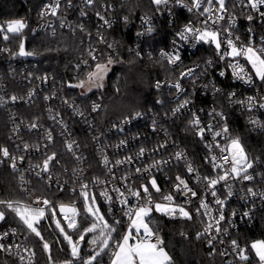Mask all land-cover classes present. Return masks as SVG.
Returning a JSON list of instances; mask_svg holds the SVG:
<instances>
[{"label": "built area", "instance_id": "obj_1", "mask_svg": "<svg viewBox=\"0 0 264 264\" xmlns=\"http://www.w3.org/2000/svg\"><path fill=\"white\" fill-rule=\"evenodd\" d=\"M97 1L95 0L92 6L84 8L83 0H72L71 6H68V0H60V8L55 16L49 12L42 17L40 15L41 12L47 11L45 6L55 3V0H45L39 12V20L33 28L34 33H51L55 35L58 30L62 29L73 33H81L87 38L95 39L98 45L92 46L91 50H96L93 54L97 56V60L94 61L89 55L87 59L83 60L87 61V64L81 62L77 64L79 67L75 65L77 70H87L100 61L104 52L112 56L117 51L115 42L107 40L101 33L116 26L118 22L116 6L111 4L110 6L101 5L97 7ZM192 3L193 0H183V4H187L189 7L192 6ZM207 6L204 3L199 10L193 8L189 12L187 7L178 5L176 0H169L167 7L162 5L155 13L146 14L139 18L136 42L130 50L136 55L139 53V57L147 55L150 59L159 58L167 62L171 68L178 69L184 64L186 66L179 71L175 78H163L155 81V89L165 92L167 95L168 105H164L161 102L159 110L140 111L141 115L139 117H135V114H133L127 123H125V120L130 117L104 128H101L97 122L98 113L102 109L101 101L90 103L88 110H86L84 105L78 100H69L66 97L65 87L61 80L48 75L36 78L28 65L29 61L22 59L19 55H12V53H18L10 45L12 38L17 35L9 34L10 38L4 40L3 35L0 34V49L9 50L0 51V112L4 111L3 113L7 115L10 141L13 146V148H7L10 154L9 157H4L2 151H0V166L8 165L18 174V182L27 197L34 191L33 182L35 180L42 181L49 188L57 189L61 192H69L74 196L75 200L58 202L56 205L58 215L67 230L74 232V230L67 228V220L64 219L65 214H61L59 206L61 204L75 206L80 213L75 217L78 226H80V218L86 217V212L83 210L85 200L81 195L82 185L88 186L85 190L89 193V196L97 198L96 201L104 206L105 212L111 220H122L121 224L127 226L126 218L123 217L122 212L124 206L116 200L118 193L113 189L120 188L128 196L127 188L138 189L141 184H149V181L155 178L161 192L155 193V190L150 188L153 191L154 199L160 200L161 195L171 194L174 198V204L184 206L191 213L192 219L200 222L199 232L203 231L205 224L208 222V217L203 215V209H201V215L198 216L196 214V208L199 206L201 199L212 208L213 216H218L217 209L220 208L215 203V199H225L223 212L226 219L220 223L222 231L217 234L215 227L211 230V235L216 237L212 245L207 243L211 236L205 234L201 238L206 243L210 254L214 256L217 252L223 253L222 255L227 258V264H258V262H250V254L248 252L246 254L249 259L241 260L238 249L233 248L231 241L236 239L240 248H246L241 243L239 232L256 227L260 221V216L264 214V200H261L259 195L252 197L247 194V188L249 187L253 188L258 194L264 192V177L260 174L264 165L260 168L258 164H260L261 160L259 158L252 159L241 137L233 135L229 123V115L225 107L228 106L244 116L246 125L251 132H264V127L250 123L251 120L255 119L264 124V108L259 107L260 103H264V99H261L264 97V83L257 80L255 84L250 85L234 78L232 68L228 67V64L234 61L231 58L221 60L214 44L196 43L192 39L191 34H189L190 38L187 42L181 41L176 35L167 48H161L160 50H153L146 44V41L156 34L157 20L168 18L170 24H172L176 11H184L191 18L190 21L180 28L179 32L189 22H191L192 26L203 30L201 22L207 18L208 14L201 16L199 12H202L203 7ZM226 7L229 11L224 14L225 19L215 25L209 21V26L211 28H219L221 38H223L226 35L223 30L229 28L232 23L230 17H234L235 26L231 29L233 38L238 36L240 42L244 44H247L251 39L256 46H260L261 40L264 38V19L250 8L240 5L238 0H226ZM81 8H84L86 15H80ZM261 11H264V8H261ZM97 12L108 20L110 24H105L104 20H101L97 15ZM249 14L254 17L252 21L246 19ZM17 19L23 20L26 24L23 34L28 27V20L24 17L0 18V25ZM90 19H93L96 28L99 30L95 34L87 31L84 23V21H89ZM213 19H215V14ZM62 22L63 27L61 26ZM79 25H83V31L78 27ZM148 27H152L153 31L151 33L147 32ZM249 29H251V32H249ZM98 33L103 36L104 43L99 42ZM109 44L112 45L111 48L108 47ZM200 48H204L206 52L200 55L196 62H192ZM162 52L169 54L178 52L180 60L175 64H170L167 58H162ZM187 58L191 59L188 60ZM209 61H211L210 64L208 63ZM240 62L242 64L245 63L243 59ZM246 67L250 68V65H246ZM189 69H192L191 75H181L182 73H188ZM221 72H224L223 76L220 75ZM76 77L77 75H75ZM12 82L17 85L27 86L28 91L26 93L14 92L9 84ZM157 83H159V87H157ZM177 83L180 85V90L174 86ZM217 89L220 91H217ZM232 93H235V95H230ZM13 96L17 97L14 101L11 99ZM247 97L256 99V103L251 105V110H249L250 106L247 102ZM40 99L45 102L42 120L27 121L20 118L17 113L19 107L23 105L30 106ZM186 99L190 103L174 114L173 110L177 109ZM239 101H244V103L241 104ZM94 104L98 105L96 111H93ZM216 113H223V119ZM194 114L201 122L198 127L207 129L211 124L214 131H221L223 126L226 125L228 132H221L220 136L213 139L212 132L205 131L202 138L198 135V127L190 123ZM183 119L187 120L185 131L191 130L201 143L203 151L199 157V163L196 162L191 152L184 147L174 135V130H172L175 124ZM73 120L85 127L89 133L99 170L92 166L90 154L78 137L75 129L76 124L73 123ZM25 134H28L29 141ZM49 134L51 139H49ZM231 138H239L243 145L248 162L252 164V167L248 169V173L254 179L243 181L238 178L234 179L232 175H229L227 184L224 181H220L214 189L209 188L207 187V181L203 177L218 178L219 175L223 174L225 168L230 167L224 164L222 159V156L228 155V153H221L217 144L226 146L230 143ZM122 140L126 141L123 145L120 144ZM68 144L72 145L71 150L67 147ZM26 145L27 147H25ZM161 145H164V147H160ZM2 148L6 147L0 146V149ZM141 148L145 151L142 155H138ZM58 149L66 153L69 160L59 156ZM178 152L182 153L179 158L176 157ZM53 154H55V158L49 162L48 170L44 171V161ZM212 156L217 157L215 162L211 160ZM128 157L132 158L130 162L126 160ZM13 158H15L14 161ZM105 159H107V163H105ZM117 160L122 161V163L116 164ZM60 161L63 162L61 163ZM162 161L167 163H159L156 167L152 166L156 162ZM13 162L16 165L15 169L12 167ZM56 162L59 165V169ZM213 163L224 165V168H214ZM189 165L194 169L191 173L188 171ZM137 168L141 169L140 173L136 172ZM177 176L185 180L189 188L197 193L196 197H192L191 193L184 194L182 191L177 192L175 190L174 185L178 183ZM228 185H231V191L233 192L231 197H227ZM103 191H107L108 195L113 199L111 201L105 200L100 195ZM212 191H216V197L212 196ZM38 198L41 201L40 203H36ZM43 199L47 198L42 195L36 196L32 198L31 202L26 204L32 207H45V218L41 219L38 224L48 221L52 207V202L51 205L45 206L42 203ZM128 199L129 204L137 203L134 197L128 196ZM233 211L237 213L236 216L231 215ZM244 212H249V217H244ZM67 215L71 216V214ZM165 217L172 221L189 220L180 218L179 215L175 218ZM229 220H231V224ZM13 229L16 230L15 233L12 232ZM223 229H227V232H224ZM5 232L8 235L0 239V243L5 246L11 245L12 247L10 251L0 250L2 253L14 258L17 264H38L35 250L22 232L17 228L8 227L1 230L0 235ZM84 247L81 257L83 256ZM94 248L98 249L96 245H87L89 253H92ZM25 249L28 251H25ZM31 253H35V255L29 259ZM21 255L25 257L23 261L19 258ZM107 260H110L108 254Z\"/></svg>", "mask_w": 264, "mask_h": 264}, {"label": "trees", "instance_id": "obj_2", "mask_svg": "<svg viewBox=\"0 0 264 264\" xmlns=\"http://www.w3.org/2000/svg\"><path fill=\"white\" fill-rule=\"evenodd\" d=\"M44 2L45 0H0V18L24 17L28 20L27 30L21 36L13 37L10 45L15 52H18L21 39H25L26 50L37 53L32 55L34 60L28 62L31 72L36 78L48 75L61 80L65 87L66 97L69 100H78L84 105L86 110H88L90 103L101 101L102 109L98 113L97 120L101 128L122 121L140 111L159 110L161 102L164 105H168L167 95L165 92L155 89V81L163 78H175L186 65L184 64L178 69L171 68L167 62L159 58L150 59L147 55L139 57L130 50L136 42L139 18L146 14H153L158 10V6L152 0L97 1V7L101 5L110 6L111 4L116 6V15L118 16L116 26L101 33L107 40L115 42L117 51L115 55H112L113 63L110 64L111 70L105 85L88 95H82L78 87L72 85H77L81 81L86 82L88 74L95 71L96 64H93L87 70H77L75 65L87 59L92 46H97L98 43L95 39L87 38L81 33H73L62 29L58 30L55 35L51 33H34L33 28L39 20V12ZM161 7L162 5L159 6V8ZM125 17H127V21H125ZM173 20V23L170 24L168 18L158 19L156 34L149 38L146 44L153 50L167 48L170 41L176 37L180 28L190 21L191 18L184 11H176ZM84 23L87 31L94 34L99 31L93 19L84 21ZM205 52L204 48H200L192 62H196L200 55ZM107 59L108 54L104 52L99 63L107 64ZM187 59L190 60L191 58ZM75 75H77L76 78ZM9 84L14 92L26 93L28 91L27 86L17 85L13 82ZM44 104L43 99H40L30 106L23 105L19 107L17 113L20 118L27 121L42 120L44 117ZM225 109L229 115V123L233 135L241 137L252 159L259 158L261 160L260 164H258L261 168L264 165V132H251L246 125L244 116L228 106ZM3 112H0V146L10 149L13 146L10 141L9 121L7 115ZM186 122V119L177 122L172 130H174V135L184 147L191 152L196 162L199 163V157L203 151L201 143L191 130L185 131ZM73 123L76 124V133L82 140L84 148L90 154L92 166L99 170L89 133L78 122L73 120ZM25 137L28 141L30 140L28 134H25ZM58 155L69 160L67 154L61 152L60 149H58ZM60 162L62 163L63 161ZM56 165L59 169L57 162ZM260 174L264 177V168L261 169ZM18 178V174L10 166H0V200L20 201L22 204H27L31 202L33 197L45 196L52 202L51 209L54 207L55 219L60 220L64 227L56 205L58 202H71L75 200V197L69 192H61L57 189L49 188L42 181L37 180L33 182V193L27 197L18 182ZM98 204L109 223L114 222L106 214L104 206L100 202ZM0 210L5 212V220L0 223V231L8 227H14L22 232L35 250L38 264H48L49 255L58 264L69 259V246L66 244L60 230L56 228L52 210L49 212L48 221H43L36 225L44 238L43 241L27 229L10 209L0 205ZM152 218L155 221L153 227L159 229V234L164 239V245L173 259V264H227V258L222 253L217 252L214 256L211 255L204 240L201 237L197 238L201 225L198 220L172 221L165 216L157 214L152 215ZM92 222L93 220L87 216L80 218L79 229L82 231L83 228L89 227ZM125 227L124 224L118 225L117 232L112 234L113 237L119 239ZM65 230L73 235L76 240L79 238L78 231L71 232L66 228ZM97 234L98 232L85 234L83 258H87L91 254L86 246ZM239 236L241 243L245 247L252 241L264 239V214L260 216V221L256 227L239 232ZM44 241L50 243V253L43 249L42 244ZM113 243L114 241H111L110 245ZM248 253L250 254L251 263L258 262L254 252L249 249ZM102 262L103 264H111L110 260H107V252L98 257V264H102ZM0 264L17 263L14 258L0 251ZM75 264H82V261H75ZM94 264H97V262H94Z\"/></svg>", "mask_w": 264, "mask_h": 264}, {"label": "snow or ice", "instance_id": "obj_3", "mask_svg": "<svg viewBox=\"0 0 264 264\" xmlns=\"http://www.w3.org/2000/svg\"><path fill=\"white\" fill-rule=\"evenodd\" d=\"M152 2L158 6V10L160 5H165L167 7L169 4V0H152ZM238 2L243 7L250 8L253 12L258 13V15L264 19V11H261V8H264V0H246V2L245 0H238ZM94 3L95 0H83L84 8L92 6ZM176 3L178 5H182L183 7H187L189 12H191L193 8L199 10L204 3L208 5L207 7H203L202 12H199V15L201 16L208 14L207 18L201 22L203 25V30H201V28L192 26L191 22H189L188 25H185V27L179 33H177L181 41L187 42L190 38L189 34H191L192 39L196 43L203 42L214 44L217 54L221 60L231 58L234 61L228 64V67L232 68L233 70L234 78L242 80L244 83L250 85L255 84L257 80L261 83H264V38H262L260 46H256L251 39L247 44H244L243 42H240V38L238 36L233 38L231 29L235 26L234 17H230L232 23L230 24L229 28L223 30L224 33H226L223 38H221V32L219 28H211L209 26V21L215 25L218 24L219 21L225 19L224 14L229 11L226 7V0H193L191 7H189L187 4H183V0H176ZM71 4L72 0H68V6H71ZM45 8L47 11L41 12L40 15L42 17L47 15L49 12L51 15L55 16L58 9L60 8V0H55L54 4L46 5ZM84 8H81V16L86 15ZM169 11L171 10L169 9ZM214 14L215 19H213ZM97 15L101 20H104L105 24H110V22L101 16L99 12H97ZM124 19L127 21V17ZM246 19L248 21H252L254 17L249 14L246 16ZM61 26L63 27V22L61 23ZM25 27L26 24L23 20H13L7 22L6 24L0 25V34L3 35L4 40H8L10 38L9 34L21 36ZM78 27H80L81 31L84 30L83 25H79ZM152 31V27H148L147 32L151 33ZM249 32H251V29H249ZM98 36L99 42L104 43L105 41L103 36L99 33ZM193 46H195V44H193ZM108 47L111 48L112 45L109 44ZM0 51L9 50L0 49ZM95 51V49L89 51V55L94 61L97 60V56L93 54ZM36 54L37 53L35 52H29L25 50L23 39H21L18 53H12V55L19 56H32ZM137 55H139V53H137ZM161 56L162 58H167L170 64H175L180 60V55L178 52H175V54L162 52ZM241 59L245 61L244 64L240 62ZM82 63L87 64V61H82ZM112 63L113 59L110 54L108 55L107 64L97 62L95 65V71L88 74L89 82L94 84L95 87H103L102 84H96L95 81L103 80L104 75L108 71V65ZM208 63L210 64L211 61ZM246 65H250V68L246 67ZM77 67H79V65H77ZM191 73L192 69H189L188 73H182L181 75H191ZM220 75L223 76L224 72H221ZM72 86L83 87L84 82L81 81L79 84ZM174 86L180 90V85L178 83ZM157 87H159V83H157ZM89 91H91V87L89 88ZM217 91L220 90L217 89ZM230 95L234 96L235 93ZM11 99L14 101L17 99V97L13 96ZM261 99H264V97ZM247 102L250 106L249 110H251V105L256 103V99L254 97H247ZM188 103H190L188 99L184 100V102L177 109L173 110V113L175 114V112L179 111L180 108H183ZM239 103L243 104L244 101H239ZM97 107L98 105L94 104L93 111H96ZM259 107L264 108V103H260ZM140 115L141 113L139 112L135 113V117H139ZM216 115H219L223 119V113H216ZM131 118L132 117L127 118L125 123H127L128 119ZM190 123L198 127L201 122L194 114L193 120L190 121ZM250 123L264 127V124H261L260 121L255 119L251 120ZM33 127H35V125H33ZM205 131L212 132L213 139H215V137L221 135V132L227 133L228 128L226 125H224L221 131H214L213 125L211 124L207 127V129L198 127V135H200L202 138ZM49 139H51L50 134ZM125 143L126 141L123 140L120 142L121 145ZM25 147H27V145ZM67 147L69 150H71L72 145L68 144ZM160 147H164V145H161ZM217 147L220 148L221 153H228V155L222 156V159L224 160V164L229 165L230 167L225 168L223 174L219 175L218 178L203 177V179L207 181V187L214 189L220 181H224L225 184H227L229 175H232L234 179L238 178L243 181H251L254 179V177L248 173V169L252 167V164L248 162L247 155L239 138H231L230 143H228L226 146H220L217 144ZM0 151H2L4 157L10 156L7 148H2ZM144 151L145 150L141 148L138 155H142ZM181 155L182 153H176L177 158L181 157ZM54 158L55 154L49 156L44 161V171L48 170L49 162ZM131 159V157L126 158L128 162H130ZM14 160L15 158H13V161ZM211 160L215 162L217 157L212 156ZM105 163H107V159H105ZM121 163L122 161L120 160L116 161V164L118 165ZM159 163L167 162H156L152 166L156 167ZM12 167L15 169V162H13ZM213 167L224 168V165L213 163ZM145 171H147V169H145ZM188 171L191 173L194 171V169L189 165ZM136 172L140 173L141 169L137 168ZM176 179L178 183L174 185V187L177 192L182 191L184 194L191 193L192 197L197 196V193L189 188L185 180L179 176H177ZM81 187V195L85 200L84 211L94 218L89 227L83 228L82 231L79 229L75 217L80 213L75 206H66L63 204L59 206L61 213L65 214L64 219L67 220V228L79 232V238L77 240H73V237L65 231L61 221L55 219L56 213L54 207L51 209L56 228H58L63 234L64 240L70 247L71 259L65 260L63 264H75V261L78 260L82 261V264H94V262H97L98 264V257H100L102 254H105L106 251L109 255L111 264H173V259L166 250L164 240L159 234V229L153 227L155 221L152 218V214L153 212H156L173 218L179 215L180 218H186L189 220L192 219V215L188 210H186L184 206L174 204V198L171 194L161 195L160 200L154 199L153 191H151L150 188L154 189L155 193L161 192V189L157 185L155 178L151 179L149 184H141L138 189L133 190L132 188H127L128 196L134 197L137 201L136 204H129L128 196H126L125 192L121 191L120 188L113 189L116 193H118L116 200L124 206L122 208V212L123 217L126 218L127 221V226L120 235L119 239L114 238L112 234L117 232V226L122 223V220H115L114 222L109 223L108 219H106L105 215L100 212V208L96 204L97 198L95 196L90 197L89 193L85 190L88 186L82 185ZM228 189L227 197H231L233 195V192L231 191V185H228ZM211 194L213 197H216V191H212ZM247 194L251 195L252 197L259 195L261 200H264V192L258 194L251 187L247 188ZM100 195L108 201L113 199L108 195L107 191L101 192ZM40 202L41 201L38 198L36 203ZM42 203L45 206L51 205V201L48 199H43ZM215 203L220 206V208L217 209L218 216L212 215V208H210L209 204L203 199H201L199 206L196 208V214L198 216L201 215V209H203V215L208 217V222L205 224L203 231L197 233V238L199 239L205 234L211 236V238L207 241L209 245H212L213 240L216 238L215 236L211 235V230L215 227V232L217 234L220 233L222 231L220 228V223L226 219L223 212L225 199L216 198ZM0 205H4L7 209H10L13 213H15L16 217L19 218L21 223L43 241L44 238L41 235V232L37 229L36 225L41 219L45 218V207H32L31 205L22 204L20 201L6 200H0ZM67 213H71V216L69 217ZM231 215L236 216L237 213L233 211ZM243 216L249 217V212H244ZM3 220H5V212L0 210V221ZM229 223H232L231 220H229ZM97 230L98 234L94 236L93 239H91L88 243L91 245H96L98 250L94 248L92 253L88 255L87 258L81 257L79 248L80 242L85 239V234L97 232ZM15 231V229L12 230L13 233H15ZM223 231L227 232V229H223ZM7 235V232L3 233L0 235V239H3ZM110 241H114V243L110 245ZM231 244L234 249H238V254L241 260L249 259L246 253L250 249L252 252H254L255 257L258 260V264H264V239L252 241L246 248H240L236 239H233ZM11 247V245L5 246L4 244L0 243V250L2 251H10ZM17 247L19 246L17 245ZM42 247L46 252H51V247L48 242H43ZM25 251L28 250L25 249ZM34 255L35 253H31L29 259ZM19 258L21 261L25 259V257L22 255ZM49 264H53L51 255H49Z\"/></svg>", "mask_w": 264, "mask_h": 264}, {"label": "rangeland", "instance_id": "obj_4", "mask_svg": "<svg viewBox=\"0 0 264 264\" xmlns=\"http://www.w3.org/2000/svg\"><path fill=\"white\" fill-rule=\"evenodd\" d=\"M110 70H111V66L110 65H108V71H107V73L104 75V78H103V80L101 81V80H96L95 81V83L96 84H102L103 86L105 85V83H106V79H107V76H108V74L110 73ZM91 87V91H89V88ZM100 88H102V87H95L94 86V84H92V83H90L89 82V79L86 81V82H84V86L83 87H78V89H79V91H80V93L82 94V95H88V94H90L91 92H93V91H96V90H98V89H100ZM96 204L99 206V204H98V202L96 201ZM99 208H100V206H99ZM100 212L103 214V211H102V209L100 208ZM154 214H157V215H160V216H166V215H162V214H160V213H156V212H153V214L152 215H154ZM86 216L89 218V219H94L93 217H91L90 215H88L87 213H86ZM37 227V226H36ZM66 231V230H65ZM67 232V231H66ZM97 232H98V230H97ZM71 235V234H70ZM62 236H63V234H62ZM72 237H73V240H76L75 239V237L73 236V235H71ZM64 237V236H63ZM45 242V241H44ZM66 242V241H65ZM49 243V242H48ZM110 243H111V241H110ZM50 244V243H49ZM66 244H67V242H66ZM68 245V244H67ZM87 247V246H86ZM70 248V247H69ZM69 259H71L70 257H69ZM52 262H53V264H58V263H56L55 261H53V259H52ZM48 264H49V261H48ZM60 264H63V263H60Z\"/></svg>", "mask_w": 264, "mask_h": 264}, {"label": "water", "instance_id": "obj_5", "mask_svg": "<svg viewBox=\"0 0 264 264\" xmlns=\"http://www.w3.org/2000/svg\"><path fill=\"white\" fill-rule=\"evenodd\" d=\"M23 43H24L25 50H26V40H25V39L23 40ZM26 51H27V50H26ZM19 57H21L22 59L27 60V61L34 60V57H33V56H19ZM61 214H64V213H61ZM67 214H71V213H67ZM84 244H85L84 241H81L80 244H79L80 254H81V252H82V249H83V247H84Z\"/></svg>", "mask_w": 264, "mask_h": 264}, {"label": "crops", "instance_id": "obj_6", "mask_svg": "<svg viewBox=\"0 0 264 264\" xmlns=\"http://www.w3.org/2000/svg\"><path fill=\"white\" fill-rule=\"evenodd\" d=\"M89 244V243H88ZM85 245V244H84Z\"/></svg>", "mask_w": 264, "mask_h": 264}]
</instances>
